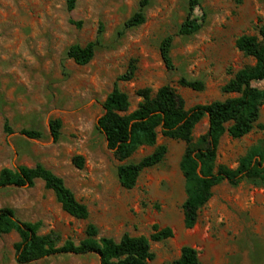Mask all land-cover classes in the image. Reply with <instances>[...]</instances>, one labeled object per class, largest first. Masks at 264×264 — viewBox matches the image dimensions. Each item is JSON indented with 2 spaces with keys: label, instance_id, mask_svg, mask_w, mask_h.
Instances as JSON below:
<instances>
[{
  "label": "rangeland",
  "instance_id": "rangeland-1",
  "mask_svg": "<svg viewBox=\"0 0 264 264\" xmlns=\"http://www.w3.org/2000/svg\"><path fill=\"white\" fill-rule=\"evenodd\" d=\"M139 1L75 0L74 9L68 11L65 0H0V170L43 164L63 178L89 215L80 220L65 213L38 179L32 187L0 188V208L13 209L22 221H41L40 233L55 231L61 242L78 243L88 223L96 226L98 237L115 241L125 232L148 237L154 225L168 227L171 237L150 241L151 264L176 259L184 245L196 249L201 264H264V185L221 182L199 209L195 225L186 228L181 207L186 193L179 169L185 142L164 137L157 129L155 145L139 147L124 162H137L161 144L167 149L163 160L144 169L134 187L124 189L116 173L121 162L96 128L106 95L131 61L134 77L118 81L128 95L129 111L140 101L138 89L149 87L154 94L164 84L183 97L186 109L226 98L221 86L238 69L254 63L235 41L245 34L260 38L264 0H201L192 16L204 15V22L191 35L175 34L186 17L187 0H149L144 22L123 29ZM69 19L82 24L76 27ZM169 34L174 35L172 70L165 68L159 52L161 39ZM91 41L97 43L87 64L67 57L69 46ZM181 76L202 80L204 89L178 85ZM55 118L61 121L56 141L49 130ZM5 120L10 134L3 130ZM207 123L204 117L195 125L192 142L206 132ZM22 129L40 130L42 137L28 138ZM260 139H264V107L248 134L223 135L216 164L235 168ZM77 155L83 158L81 168L72 160ZM17 240L15 232L0 237V264H18L13 248ZM27 264H99V257L61 254Z\"/></svg>",
  "mask_w": 264,
  "mask_h": 264
},
{
  "label": "trees",
  "instance_id": "trees-1",
  "mask_svg": "<svg viewBox=\"0 0 264 264\" xmlns=\"http://www.w3.org/2000/svg\"><path fill=\"white\" fill-rule=\"evenodd\" d=\"M201 0H187V14L180 23L176 35L196 33L204 22L192 16ZM149 0H140L138 9L123 23V29L138 26L144 22V8ZM66 9L75 7V0H65ZM76 27L81 21L69 19ZM102 26L98 30L101 32ZM259 37L241 35L235 45L246 57L254 60L238 69L234 75L221 86L223 100H214L205 104H197L185 108L183 97L176 90L164 84L154 94L149 87L140 88L136 95L140 98L137 107L129 111L128 95L119 89L118 81H129L134 77L135 66L132 61L127 70L116 77L111 91L102 103V114L96 121V128L104 135L106 146L121 162L117 166L118 182L124 189L135 186L140 173L160 163L165 154L166 146H156L151 153L137 162H124L139 147L153 146L156 143L157 129L164 137L179 139L186 147L179 162V169L184 178L186 198L182 203L183 223L186 228L195 225L199 209L212 196V188L221 182L231 186L246 180L264 185V139L251 145L238 159L235 168L217 165L216 157L220 140L224 134L231 138H240L248 134L256 125L260 110L264 107V24L259 26ZM172 34L163 37L159 43L160 57L166 69L172 70L174 65L170 56L173 42ZM97 41L85 45L72 44L66 51L78 65L87 64L93 57ZM178 85L194 91L204 89L200 79H189L181 76ZM204 117L207 118V130L200 136L197 143L192 142L195 125ZM61 121L58 118L49 122V130L53 140L60 137ZM3 130L12 133L7 120ZM21 134L28 138H41L42 132L35 129H22ZM76 167L83 166L80 155L73 157ZM41 180L46 189L53 192L56 201L68 215L85 220L89 212L87 206L79 201L73 191L68 188L60 176L41 163L33 166L18 165L13 168L3 167L0 170V188L32 187L35 180ZM41 221L26 222L15 216L13 209L0 208V237L10 232L18 235L13 244L14 258L18 264H27L44 257L61 254L86 255L96 253L99 264H151L154 254L150 251V241H160L172 236L168 227L159 229L153 226L148 236H131L123 233L118 241L110 237H98L94 224L88 223L85 237L78 243L70 239L61 242L60 235L55 231L40 233ZM165 264H201L195 248L184 245L179 256Z\"/></svg>",
  "mask_w": 264,
  "mask_h": 264
}]
</instances>
